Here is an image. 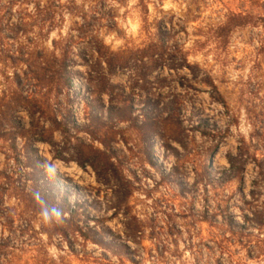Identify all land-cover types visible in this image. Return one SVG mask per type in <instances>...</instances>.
<instances>
[{"label":"clouds","instance_id":"clouds-1","mask_svg":"<svg viewBox=\"0 0 264 264\" xmlns=\"http://www.w3.org/2000/svg\"><path fill=\"white\" fill-rule=\"evenodd\" d=\"M0 264H264V0H0Z\"/></svg>","mask_w":264,"mask_h":264},{"label":"rangeland","instance_id":"rangeland-1","mask_svg":"<svg viewBox=\"0 0 264 264\" xmlns=\"http://www.w3.org/2000/svg\"><path fill=\"white\" fill-rule=\"evenodd\" d=\"M220 35H226V30H222L220 32ZM9 59H12V58L9 57ZM42 69H44V71L41 73L39 72L38 74L44 75L46 77V79L49 78L52 80L49 83L48 82H45V83L50 84L52 86H56V85H59L62 83L60 76H59V73L56 70H54V67L52 64H49L47 67L42 68ZM114 94L119 95V93H115V91H114Z\"/></svg>","mask_w":264,"mask_h":264},{"label":"trees","instance_id":"trees-1","mask_svg":"<svg viewBox=\"0 0 264 264\" xmlns=\"http://www.w3.org/2000/svg\"><path fill=\"white\" fill-rule=\"evenodd\" d=\"M43 71H44V69H42V68L39 69V72H40V73L43 72ZM39 72H38V73H39ZM38 75H39V74H38ZM40 76L44 79V82H48V83H49L50 81H52V80L49 79V78L46 79V77H45L44 75H40Z\"/></svg>","mask_w":264,"mask_h":264}]
</instances>
